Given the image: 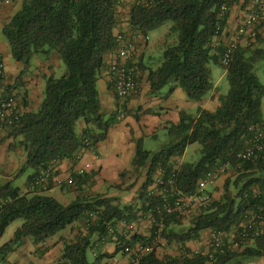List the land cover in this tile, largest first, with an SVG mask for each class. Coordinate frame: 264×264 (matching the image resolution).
Returning <instances> with one entry per match:
<instances>
[{
    "label": "trees",
    "instance_id": "trees-1",
    "mask_svg": "<svg viewBox=\"0 0 264 264\" xmlns=\"http://www.w3.org/2000/svg\"><path fill=\"white\" fill-rule=\"evenodd\" d=\"M239 2L137 0L134 3L128 20L132 30L148 34L172 21L171 31L178 36L177 42L165 49L161 65L149 69L151 94L174 82L172 90L180 86L191 101H202L214 89L212 63L227 70L229 92L221 96V105L215 112L199 108L197 114L192 115L182 111L180 122L169 127L171 143L168 146L150 151L144 149L141 140L136 141L133 165L139 171L145 169L146 175L139 195L140 207L121 204L117 198L101 194L78 197L63 204L39 188L24 193L13 185L12 180L0 182V236L12 222L23 220L13 238L0 246V264L26 238H33L35 243L43 242L81 220L86 223L87 232L65 243L64 262L105 264L104 260L110 254L94 253L93 261L88 257L94 240L111 236L117 223L131 222L147 204L157 203L160 198L149 197L147 192L155 173L162 168L168 175L174 168V158L183 157L187 147L195 143L201 146V157L179 166L176 177L179 191L195 192L198 180L220 164H230L235 178L226 180L219 199H212L196 214L190 215L186 228L166 230L174 223L181 224L184 219L177 214L167 217L164 233L182 246L199 239L202 231L207 229L225 235L233 233L243 252L231 249L226 238L224 252L161 259L153 250L142 256L137 264H230L242 254L248 258L264 256V235L243 242L239 236L245 214L249 210L258 211L264 205L263 196L256 194V190L259 194L264 191V159L240 163L237 157L246 146L250 128L264 124V84L255 73L258 63L264 61V47H256V42L240 44L229 66H224L221 58L225 45L216 44L227 26L232 7ZM120 5L121 0H22L20 9L2 27L14 60L27 67L34 57H48L56 51L66 66L63 75L47 76L40 108L21 114L10 129V136L22 137L26 160L19 173L32 171L28 177L30 186L49 166L76 158L77 152L84 147V139H89L93 146L105 140L109 130L121 118L118 110L110 114L103 111L97 85L102 70L108 65V55L117 46ZM224 5L227 10L222 14ZM122 110L125 115L123 106ZM80 120L88 124L81 135L76 130ZM74 176L75 184L82 177L84 181L88 178L86 174ZM138 240L146 239L133 235L127 240L121 236L116 241V251L122 250L121 244H134Z\"/></svg>",
    "mask_w": 264,
    "mask_h": 264
},
{
    "label": "crops",
    "instance_id": "crops-1",
    "mask_svg": "<svg viewBox=\"0 0 264 264\" xmlns=\"http://www.w3.org/2000/svg\"><path fill=\"white\" fill-rule=\"evenodd\" d=\"M136 1L137 0H123L122 4L119 6V24L116 33L132 32L128 20L130 9ZM248 3L249 0H240L239 3L232 7L227 26L221 36L217 38L216 44H223L225 40H230L239 26V22L248 7ZM15 4L18 5L14 7L13 10H10V5H7L0 14V57L5 64L9 87L16 95L18 111L24 114L27 112H35L40 108L44 98L47 76H57L58 73L63 72V70L61 71V60L56 51H53L48 57H34L27 67L23 62H18L13 59L9 44L2 33V27L10 20L12 15L20 9L22 0H16ZM152 32L153 31L149 32L148 35L151 36ZM166 39L169 41V35ZM165 43L166 42H164V44ZM166 44L168 45V43ZM247 44L249 43L246 41H242L241 43L243 46ZM254 45L256 47H264V42H256ZM152 50L150 40L147 43L140 41L137 52L141 68L139 74V92L135 96L130 97L122 105L126 114L112 126L107 138L97 143L93 150L82 147L76 155H80L79 160L76 157L55 164V181H52L51 188L46 192L52 193L51 196L55 197L57 200L60 198V201L69 204L70 200L67 199V195L71 192H74L73 195L75 196L72 201L78 197H95L99 194L104 197H118L117 195L119 194L124 195L127 193L129 196L126 200L138 197L136 200H132L131 204L135 202L134 205L140 207L139 195L142 188L139 183L136 184L134 188H126L127 184L131 182L128 181L129 178L137 171L133 165L136 154V141L141 140L144 147L145 142L148 141L149 138H159L160 135H163L166 140L162 141L157 149H149L150 151H157L171 143V137L168 133L169 127L171 124H178L180 122L182 111L195 115L199 108L215 112L220 107V98L224 95V92L220 89V83L224 77H227V70L221 65L219 66L225 70L219 75L218 79L215 78L214 70L211 67L214 89L211 90L202 101H191L185 90L180 86L172 90L171 87L175 84L174 82L167 85L162 91L151 94V84L148 74L149 69H152V67H150L146 61V52ZM147 58L149 60L148 62H150L149 55ZM115 59V53H110L107 57L106 64ZM13 84L14 86H12ZM97 85L103 111L107 114L117 112V110L119 111L121 104L111 89L107 66L102 70ZM262 109L264 113L263 99ZM87 126L88 124H86L85 121L80 120L76 127L78 134L81 135ZM10 131V129H5L0 141V179H11L12 174L20 169L26 160V151L21 145L22 137L10 136ZM184 155L181 158H174V161L178 162L180 165L188 161ZM87 164L89 165L86 170V175L88 176L87 180L84 181V177L80 178L81 181L78 183L77 187H74L77 183L73 185L68 184L66 180L75 177L76 170ZM26 172L32 173L30 170ZM78 178L79 177H77V179ZM57 180H62L63 184L59 185ZM218 182L215 186L208 188V192L212 199H219L223 194V190L210 192V188L216 187ZM80 189L84 190L81 192ZM30 190H33V188L27 181L26 187L22 191L26 193ZM138 201L139 204H137ZM198 211L199 208L196 207L192 214H196ZM141 212L142 211H139L138 214ZM185 219L186 218L181 220V224L174 223L171 228L169 227V229L166 230L178 231L182 228H186L189 222L186 221V223H184ZM151 227L150 223L142 221L139 230L136 233L128 232L126 239L130 240L133 235H138L146 239L151 233ZM121 229L127 230L125 221L116 224L111 236L102 238L101 240L96 239L97 241L94 240L93 254H110V257L104 260L105 264H131L133 257L131 254L125 253L123 250L119 252L116 251V241L121 237ZM86 232V223L81 220L73 223L43 242L35 243L33 238L28 237L25 239L24 243L11 252L6 261L1 264H66L62 258L65 243L76 240ZM211 234V229L204 230L199 239L188 241L182 246L174 239L167 238L164 233L162 245L156 248L155 251L157 256L161 259L168 256H181L184 254V250L187 252L188 256L198 253H207L208 250H213L209 243ZM226 238L229 243H234L235 241L233 233L227 234ZM141 241L143 240H138L134 244L127 245H136ZM252 244L253 243H250V245ZM121 246L123 248V244H121ZM235 246H237L236 243H234L233 247L243 252V248ZM237 259L232 260L230 264L243 261H248V264H264V256L248 258L242 254Z\"/></svg>",
    "mask_w": 264,
    "mask_h": 264
},
{
    "label": "built area",
    "instance_id": "built-area-1",
    "mask_svg": "<svg viewBox=\"0 0 264 264\" xmlns=\"http://www.w3.org/2000/svg\"><path fill=\"white\" fill-rule=\"evenodd\" d=\"M12 0H0V14L5 6ZM123 0H121L122 4ZM227 7L222 6L221 13L224 14ZM117 46L114 50L116 59L107 65L109 83L114 94L118 98L121 106L119 108L122 118V105L130 98L135 96L140 89L139 74L140 60L138 56V46L140 41L147 43L149 35L140 31L132 30L131 33L118 32ZM246 41L247 43L264 41V0H249L248 7L239 22V26L229 42L225 46V51L221 61L224 66H229L232 56L237 47ZM21 116L17 108V100L14 91L9 87L5 64L0 57V141L5 129H11L16 120ZM84 147L93 150L89 139H84ZM237 157L242 162H257L264 159V124L250 128V135L246 146L240 150ZM78 160L80 155L77 156ZM88 164L76 170V175L86 174ZM240 166V165H239ZM229 164H220L208 170L197 182L196 191L185 194L177 189L176 177L178 168H173L168 175L164 169L159 168L154 175V181L148 188L149 197H159V201L154 204H147L146 209L138 214V217L131 221H125L127 230H120V235L127 238L128 232L136 233L142 221L151 224V233L146 240L138 242L136 245H124L123 252L131 254V264H137L145 254L156 250L162 245L164 239V227L166 218L177 214L186 218L190 216L194 208H200L208 204L212 197L208 188L215 184L227 173ZM55 165H51L37 175L32 181V188H39L48 191L54 182ZM68 184H75V178L66 180ZM59 185L62 180H57ZM257 195H262L264 191ZM94 216V214H90ZM242 230L239 234L240 242L252 241L260 235H264V205L258 211L249 210L242 223ZM209 243L215 252H224L226 245V235L221 232L212 231ZM239 242L236 241V244ZM184 254L188 255L184 250ZM212 257V255H211Z\"/></svg>",
    "mask_w": 264,
    "mask_h": 264
},
{
    "label": "rangeland",
    "instance_id": "rangeland-1",
    "mask_svg": "<svg viewBox=\"0 0 264 264\" xmlns=\"http://www.w3.org/2000/svg\"><path fill=\"white\" fill-rule=\"evenodd\" d=\"M20 2V1H19ZM16 3V0H12L11 3L9 4L10 5V10H13L14 7H16L17 5L15 4ZM173 23L172 21H167L165 22L161 27H159L158 29L154 30L152 33H151V36H149V40H150V43H151V47H152V51L150 52H146V61L147 63L149 64L150 67H152V69H156L158 68L162 61H163V54H164V51L165 49L168 47V46H171V45H174L177 40H178V36L176 33H172L171 31V27H172ZM169 35V41H167V36ZM164 42L168 43V45ZM229 41H226L223 43V45L226 46V44L228 43ZM222 44V43H221ZM150 56V62H148V58L147 56ZM61 62V71L63 70V72H60L58 73L57 76H61L63 75L65 72H66V66L65 64ZM211 67L213 68L214 70V75H215V78L218 79L219 75L221 73L224 72V68L220 67L219 65L217 64H214L212 63L211 64ZM255 73L257 75V77L259 78L260 82L262 84H264V63H260L256 66V70H255ZM9 84V83H8ZM16 84V83H15ZM169 85V84H168ZM14 86V84L12 85ZM220 89L224 92V94H227L230 90V83L228 81V78L227 77H224L222 82L220 83ZM263 107H264V96H263ZM167 134V133H166ZM166 139H164V136L163 135H160L159 138H149L148 141L145 142L144 144V149H157L160 145V143L162 141H165ZM200 148L201 146L198 144V143H195V144H192V145H189L187 147V150H186V154L184 155V157L188 160L186 162H189V161H197L200 157H201V151H200ZM180 164L178 162H175L174 161V168H179ZM19 170H16V172L14 174H12V178L11 179H0V182L1 183H6L8 180H12V183L14 186L16 187H19L21 188L22 190L25 189L26 187V183L28 181V177L31 175L29 172H25V173H22L20 174L19 173ZM228 178H232L234 179L235 178V171H234V168L229 164V167H228V170H227V173L222 177V179L218 182L217 186L214 187V188H210V192H214V191H221L223 190L224 191V185H225V182ZM146 179V175H145V169L143 171H139L137 170L136 172L133 173V175L129 178L128 181H131L129 184H127L126 188H134V186L136 184L139 183V185L141 186L142 188V184L144 183ZM78 183L74 186V187H77ZM81 192L84 190V189H80ZM54 193V192H53ZM74 192H71L67 195V199L70 200V203L72 202V200L74 199V195H73ZM44 194L46 195H51L52 193H47V192H44ZM118 197L115 196V198H117V201L120 202L121 204H131L132 203V200H136L138 197H134L133 199H130V200H126L127 197L129 196L127 193L124 194V195H117ZM60 198H58V201L65 204L66 202H62L59 200ZM137 203V202H136ZM133 204H135V202H133ZM139 204V201L138 203ZM190 220V216H188V218L186 217L184 223H186V221H189ZM23 223V220L22 219H17L15 220L14 222H12L6 229V232L4 235L1 236L0 238V245L4 244V243H7L9 242L10 239L13 238L14 236V232L17 230L18 227H20ZM233 238V237H232ZM234 243H236V240L234 241ZM234 243L232 242H228V245L233 248L235 251H238L236 250L233 245ZM211 246V245H210ZM239 247V245H237ZM235 246V247H237ZM211 249V248H210ZM213 252L214 250H208L207 253L209 252ZM240 252V251H238ZM88 257L90 260H94V256H93V253L91 250L88 251ZM240 257V256H239ZM238 260V259H237ZM232 264H248V261H243V262H233Z\"/></svg>",
    "mask_w": 264,
    "mask_h": 264
}]
</instances>
